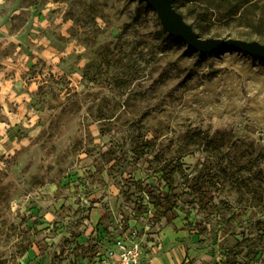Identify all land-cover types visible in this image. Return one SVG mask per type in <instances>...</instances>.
Returning <instances> with one entry per match:
<instances>
[{
	"label": "rangeland",
	"instance_id": "1",
	"mask_svg": "<svg viewBox=\"0 0 264 264\" xmlns=\"http://www.w3.org/2000/svg\"><path fill=\"white\" fill-rule=\"evenodd\" d=\"M188 1L264 41V0L250 28ZM127 234L146 264H264V61L142 0H0V264H102Z\"/></svg>",
	"mask_w": 264,
	"mask_h": 264
},
{
	"label": "water",
	"instance_id": "2",
	"mask_svg": "<svg viewBox=\"0 0 264 264\" xmlns=\"http://www.w3.org/2000/svg\"><path fill=\"white\" fill-rule=\"evenodd\" d=\"M158 13L162 26L174 37L184 41L190 48L202 54L222 52L226 47H234L249 56L253 55L264 61V43L257 39H224L202 37L175 8L176 0H142Z\"/></svg>",
	"mask_w": 264,
	"mask_h": 264
},
{
	"label": "trees",
	"instance_id": "3",
	"mask_svg": "<svg viewBox=\"0 0 264 264\" xmlns=\"http://www.w3.org/2000/svg\"><path fill=\"white\" fill-rule=\"evenodd\" d=\"M180 0H176L174 6L179 10ZM189 3L192 4L191 14L199 13L197 10L203 11L202 13H207L212 15L214 12H225V21L224 22H237L246 28L260 26L263 23L261 16H259V11L263 10L261 5V0H189ZM195 8V9H194ZM243 8L244 12L241 13V9ZM182 12L181 10H179ZM183 13V12H182ZM241 13V14H240ZM184 14V13H183ZM251 14V15H250ZM185 16V15H184ZM203 18H198L192 22L191 25L196 29L201 28L203 34H207V37L214 38H224V39H246L250 40V36L253 34L250 32L237 31L236 35L227 33L223 34L222 32L219 34H211L212 30L209 27H206L202 24ZM205 22V20H204ZM264 43L263 40H260Z\"/></svg>",
	"mask_w": 264,
	"mask_h": 264
},
{
	"label": "built area",
	"instance_id": "4",
	"mask_svg": "<svg viewBox=\"0 0 264 264\" xmlns=\"http://www.w3.org/2000/svg\"><path fill=\"white\" fill-rule=\"evenodd\" d=\"M144 252L143 244L127 234L117 237L113 247L101 260L102 264H146Z\"/></svg>",
	"mask_w": 264,
	"mask_h": 264
}]
</instances>
